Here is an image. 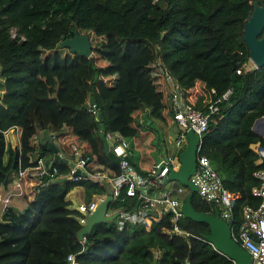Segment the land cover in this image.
<instances>
[{"label": "trees", "instance_id": "obj_1", "mask_svg": "<svg viewBox=\"0 0 264 264\" xmlns=\"http://www.w3.org/2000/svg\"><path fill=\"white\" fill-rule=\"evenodd\" d=\"M254 1L264 3L0 0V86L4 88L0 94V193L16 191L10 174L19 165L30 164V138L39 130L55 132L65 157L73 158L71 144L76 143L88 169L118 173V162L104 150L100 123L105 132L119 131L125 136L130 149L144 148L153 118L167 124L173 118L161 72L165 66L187 100L188 90L196 82L204 85L210 101L204 102L205 94H200L193 102L196 108L206 110L209 102L219 98V110L209 119L200 153L209 158L224 186L240 192L232 209L235 230L244 207L259 202L251 190L258 184L253 172L260 165L255 163L256 153L249 145L255 140L264 143V137L252 129L254 120L264 115V65L244 68L249 59L244 23ZM74 28L87 33L93 44L79 94H44L38 79L40 51L62 45ZM88 103L95 104L94 112L88 110ZM13 125L21 130L19 145L9 143L3 132ZM46 162L49 165V160ZM49 166L59 173L68 169L64 161ZM45 178L38 179L40 185L29 191L30 197L26 192L21 195L26 200L24 208L12 205L2 213L0 264H61L70 252L82 264H150L156 253L158 264H181L185 257L188 264L232 263L205 239L195 236L208 233V224L185 216L180 225L193 234L186 238L165 232L171 225L169 214H165L148 230L137 224L118 229L113 219L97 223L80 240L77 231L82 225L76 217L78 211L69 207L67 193L82 186L84 202H89L95 194H103L105 187L88 178ZM134 202L135 198L122 193L111 208L131 207ZM192 204L201 211L213 209L197 192Z\"/></svg>", "mask_w": 264, "mask_h": 264}, {"label": "built area", "instance_id": "obj_2", "mask_svg": "<svg viewBox=\"0 0 264 264\" xmlns=\"http://www.w3.org/2000/svg\"><path fill=\"white\" fill-rule=\"evenodd\" d=\"M244 68L246 70L256 68L255 63L250 57L244 63ZM237 71L240 72V69H237ZM161 72L166 79L173 118L179 126L178 132L174 137L177 146L175 155L170 156L165 153V157L154 162L148 169H138L128 159L131 156L128 139L119 131L105 132L103 124L100 123L99 130L105 134V138L109 141V149L119 157L117 161L118 173H109L100 169H88L86 157L76 143L71 144L73 158H70V160L74 162V165L67 163V171L59 173L55 167L51 168L47 164L44 158V151L41 148L43 139H40L39 132L37 131L38 133L36 132L30 138V144L33 147L29 152L30 164L26 166L19 165L10 174L11 184L16 188V191L7 195L0 194V209L2 213L7 207L13 205L16 197L21 198V195L25 194L24 192L28 193L27 197H30L29 191H36L40 185L38 183L39 178L45 176L46 180L54 179L60 181L63 179L78 180L88 178L102 184L105 187V192L103 194H95L89 202L83 201L75 206V209L78 211L76 217L81 225L85 224L89 213L94 210L98 202L107 193L112 196L111 203L124 193L127 197L135 198L136 202L131 207L113 206L112 208L110 203L107 214L116 213L113 217L116 228L124 229L137 224L142 225L148 230L154 222L159 221L165 214H169L171 225L164 228L166 233L181 235L185 238L193 236V234L180 225V218L183 216L180 206L187 193V187L178 182L175 187L169 188L167 186L168 182L164 183V178L167 176L169 170L178 168V154L187 143V130L192 129L200 137L196 156L197 165L190 177L197 185L196 192L203 200L209 202L213 206V209L214 207H218L220 217L231 224L232 237L251 254L253 258L252 264H264V143L260 140H255L249 145L256 153L255 163L260 165L253 172L258 180V184L251 190L252 194L259 198V202L258 204L244 207L242 221L234 230L231 223L232 209L240 197V192L224 186L221 177L212 167L209 158L205 154L200 153L202 138L208 129L209 119H211L213 113L219 110L217 104L219 98L209 102L206 110H200L193 105V102L189 98L190 101L184 97L183 91L171 77L165 66L161 67ZM3 91L4 88L0 86V94ZM210 91L214 92V88H211ZM229 92L230 89L222 95V98L226 99ZM87 108L89 111L94 112L95 104L88 103ZM9 131L14 132L17 137V145H19L20 128L16 125L10 126L3 130L5 136ZM46 136L47 139H55V132L49 130L46 132ZM76 169L85 171L86 176L74 174ZM252 233L257 236V240L252 237ZM195 236L204 239L202 235ZM158 254L156 253L155 260L150 264H155V261L158 262ZM231 261V264H235L233 260ZM188 263L187 257L181 261V264ZM61 264L82 263L75 253L70 252Z\"/></svg>", "mask_w": 264, "mask_h": 264}, {"label": "water", "instance_id": "obj_3", "mask_svg": "<svg viewBox=\"0 0 264 264\" xmlns=\"http://www.w3.org/2000/svg\"><path fill=\"white\" fill-rule=\"evenodd\" d=\"M263 29L264 3L254 1L252 10L244 23L243 38L249 51V57L255 63L256 67L264 65V37L261 36ZM72 32V36L62 40V45L81 56L89 57L93 47L89 35L85 32H79L77 28H74ZM252 129L258 135L264 137V115L254 120ZM199 142V135L192 129H188L187 143L178 154L179 166L177 169L172 168L169 170L167 176L164 178V183L171 179H176L187 187V193L183 198L180 210L183 216L208 224L209 232L201 234L205 241L210 243L215 250L227 256L230 260H233L235 264H252L253 258L251 254L232 237L231 224L220 217L218 207H214L212 212H206L197 210L192 204V197L197 191V185L190 177L196 169V156ZM103 143L104 150L108 156L112 160L118 161L119 157L109 149V143L105 137L103 138ZM41 147L52 153V159L49 165L55 161H64L70 165H74L72 160L60 154L59 148L53 140L42 144ZM128 159L131 163H134L131 156ZM74 174L86 176V172L80 171L79 169H76ZM111 200L112 196L107 193L98 202L94 210L89 213L85 224L77 231V236L80 240L92 231L95 224L104 223L113 219L116 213L107 214ZM252 237L255 240L258 239L254 233H252ZM155 264H158V262L155 261Z\"/></svg>", "mask_w": 264, "mask_h": 264}, {"label": "rangeland", "instance_id": "obj_4", "mask_svg": "<svg viewBox=\"0 0 264 264\" xmlns=\"http://www.w3.org/2000/svg\"><path fill=\"white\" fill-rule=\"evenodd\" d=\"M88 57L81 56L76 52L71 51L63 45H58L50 50L40 51L39 62L41 70L38 75L39 85L43 88V93L60 96L69 95L75 97L79 94L82 76L87 72ZM194 90L189 95V99L194 102L200 94L204 95V102L209 100L207 92L202 83L196 82L193 86ZM176 121L171 117L169 123L157 122L153 118V125L146 138H144V148L138 146L135 149L131 147V156L134 164L138 169H148L159 155L165 152L173 156L177 152V146L174 137L177 134L179 126H176ZM150 137V138H149ZM178 184L176 179L168 181L169 188L175 187ZM81 190V187L78 186ZM83 200L82 195L79 197ZM111 221V220H109Z\"/></svg>", "mask_w": 264, "mask_h": 264}, {"label": "crops", "instance_id": "obj_5", "mask_svg": "<svg viewBox=\"0 0 264 264\" xmlns=\"http://www.w3.org/2000/svg\"><path fill=\"white\" fill-rule=\"evenodd\" d=\"M194 90V87H192L191 89L188 90L189 92V95L190 93H192V91ZM175 124V129H176V123ZM64 130H66V127L63 128ZM49 131V129H46V130H39V136H40V139L42 140H46L47 139V136H46V132ZM53 131V130H52ZM178 131V130H177ZM37 132V133H38ZM6 140L11 143L12 145H16L17 144V137L16 135L14 134V132L12 131H9L7 134H6ZM48 140V139H47ZM51 139H49L48 141H50ZM54 140V142L56 143V145L58 146V143L55 139H52ZM47 141V142H48ZM109 142V141H108ZM59 148V146H58ZM59 152L62 156H64V154L62 153V151L60 150L59 148ZM166 153V152H165ZM165 153L163 155H159V158L156 159L154 162L158 161L159 159H161L162 157H165ZM65 157V156H64ZM132 157V156H131ZM44 158L46 161L49 160V163L52 159V154H49V153H44ZM69 158V157H68ZM70 159V158H69ZM133 159V158H132ZM134 161V160H133ZM145 170V169H144ZM78 186H75L74 188H72L68 193H67V198L69 199L70 201V204H69V207L70 208H75V206L80 203V202H83L84 201V189L82 186L81 187V190L77 188ZM1 194V193H0ZM2 195V194H1ZM80 195H82L83 197V200H80L79 197ZM22 197V196H21ZM26 205V200H24L23 198L21 199L20 197H16L14 203H13V206H15L16 208L18 209H22L24 208ZM1 215H2V210L0 209V218H1Z\"/></svg>", "mask_w": 264, "mask_h": 264}, {"label": "clouds", "instance_id": "obj_6", "mask_svg": "<svg viewBox=\"0 0 264 264\" xmlns=\"http://www.w3.org/2000/svg\"><path fill=\"white\" fill-rule=\"evenodd\" d=\"M4 135H5V134H4ZM5 138H6V137H5ZM48 140H49V139H48ZM51 140H52V139H51ZM51 140H50V141H51ZM46 141H47V140H43L42 143H41V145H42V144H45ZM53 141H54V140H53ZM44 142H45V143H44ZM41 148H42V147H41ZM42 150H45V149H42ZM68 159H69V158H68ZM69 160H70V159H69ZM68 164H69V163H68Z\"/></svg>", "mask_w": 264, "mask_h": 264}]
</instances>
